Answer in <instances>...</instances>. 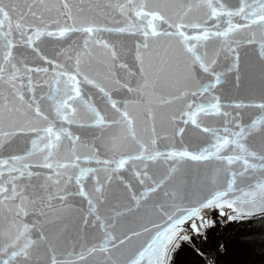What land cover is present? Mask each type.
<instances>
[{
    "label": "snow or ice",
    "instance_id": "6c2138e0",
    "mask_svg": "<svg viewBox=\"0 0 264 264\" xmlns=\"http://www.w3.org/2000/svg\"><path fill=\"white\" fill-rule=\"evenodd\" d=\"M221 225L264 259V0H0V264H221Z\"/></svg>",
    "mask_w": 264,
    "mask_h": 264
},
{
    "label": "trees",
    "instance_id": "16d2710c",
    "mask_svg": "<svg viewBox=\"0 0 264 264\" xmlns=\"http://www.w3.org/2000/svg\"><path fill=\"white\" fill-rule=\"evenodd\" d=\"M221 239L228 244V254L224 256L221 264H264L259 243L249 244L246 239L248 229L235 231L231 228L221 227ZM199 244V241H197ZM201 258L187 254L182 264H199Z\"/></svg>",
    "mask_w": 264,
    "mask_h": 264
},
{
    "label": "rangeland",
    "instance_id": "374dc122",
    "mask_svg": "<svg viewBox=\"0 0 264 264\" xmlns=\"http://www.w3.org/2000/svg\"><path fill=\"white\" fill-rule=\"evenodd\" d=\"M223 225H221V227H222Z\"/></svg>",
    "mask_w": 264,
    "mask_h": 264
},
{
    "label": "water",
    "instance_id": "95a60500",
    "mask_svg": "<svg viewBox=\"0 0 264 264\" xmlns=\"http://www.w3.org/2000/svg\"><path fill=\"white\" fill-rule=\"evenodd\" d=\"M217 219H218V217H217Z\"/></svg>",
    "mask_w": 264,
    "mask_h": 264
}]
</instances>
